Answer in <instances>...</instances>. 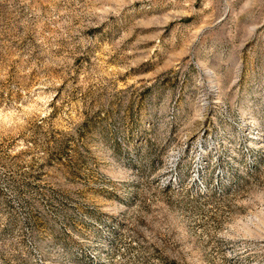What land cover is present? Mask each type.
<instances>
[{"label":"rangeland","instance_id":"1","mask_svg":"<svg viewBox=\"0 0 264 264\" xmlns=\"http://www.w3.org/2000/svg\"><path fill=\"white\" fill-rule=\"evenodd\" d=\"M0 264H264V0H0Z\"/></svg>","mask_w":264,"mask_h":264}]
</instances>
